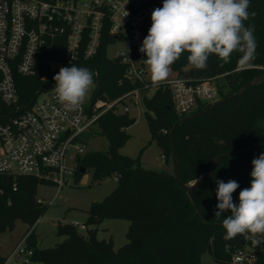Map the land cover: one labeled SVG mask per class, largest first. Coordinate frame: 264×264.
<instances>
[{
    "label": "trees",
    "instance_id": "obj_1",
    "mask_svg": "<svg viewBox=\"0 0 264 264\" xmlns=\"http://www.w3.org/2000/svg\"><path fill=\"white\" fill-rule=\"evenodd\" d=\"M249 12L255 16L244 23L254 25L258 43L254 68L238 69L243 55L238 51L232 53L228 63L210 55L206 70L195 69L187 52L172 64L178 76L193 82L214 78L218 100L199 102L190 114H179L168 84L157 85L152 96L143 98L152 140L163 150L165 162L172 161L174 173L145 170L138 158L122 155L120 148L128 140L127 129L134 121L128 112L110 110L100 118L99 126L108 137L109 150L85 152L78 158V170L93 168L96 179L115 176L118 185L102 201L92 202L88 220L82 224L85 232L79 224H59L57 233L64 240L53 247L38 248L35 229L49 207L38 201L37 190L43 181L0 172V229H12L18 219L28 223L24 242L30 260L39 264H204L202 257L209 253L214 264H235V250L249 247L256 252V260L250 264H264V245L253 247L243 235L225 241L224 217L214 215L218 203L216 181L238 182L240 187L232 194L238 204L239 192L250 187L252 160L264 153V139L251 151L223 158L214 175L205 178L192 192L174 179L175 154L179 158V178L190 184L209 171L217 156L251 146L264 129V82L249 85L235 95L247 82L264 73V0H251ZM106 50L105 44L98 55L81 64L93 74L98 73L100 95L113 100L136 88L145 90L143 83L127 75V65L120 58L108 57ZM137 58L145 67V54ZM16 83L21 102L29 104L36 79L17 74ZM190 115L194 117L187 118ZM106 218H123L130 223L128 241L118 249L113 240L98 238L99 224ZM7 259L0 251V264Z\"/></svg>",
    "mask_w": 264,
    "mask_h": 264
},
{
    "label": "built area",
    "instance_id": "obj_2",
    "mask_svg": "<svg viewBox=\"0 0 264 264\" xmlns=\"http://www.w3.org/2000/svg\"><path fill=\"white\" fill-rule=\"evenodd\" d=\"M162 4L163 0H0L1 173L37 177L57 185L58 191L69 182L79 169L78 159L69 169L64 165L70 147L85 154L77 140L99 125L106 112H128L125 101L140 89L113 100L103 98L94 72L96 85L90 97L87 92L80 108L68 111L57 101L54 75L61 67H86L81 64L98 55L105 44L110 57L109 46L123 40L126 50L110 58H120L127 65V75L148 88L145 67L137 57L152 24L151 14ZM17 74L36 79L33 100L27 105L20 99ZM165 84L172 90L179 114H190L199 102L211 103L218 97L214 78L193 82L177 75ZM121 103H125L123 110ZM26 251L17 246L12 256L21 258ZM255 260L256 252L249 247L233 254L235 264Z\"/></svg>",
    "mask_w": 264,
    "mask_h": 264
},
{
    "label": "clouds",
    "instance_id": "obj_3",
    "mask_svg": "<svg viewBox=\"0 0 264 264\" xmlns=\"http://www.w3.org/2000/svg\"><path fill=\"white\" fill-rule=\"evenodd\" d=\"M250 6L251 0H163L151 14L152 24L140 48L152 81L165 80L170 66L185 52L197 70L207 69L212 54L228 63L236 51L243 53L238 60L241 69L254 68L255 27L244 23L255 16ZM53 80L57 101L76 111L94 84V74L87 67L72 65L61 67ZM252 166L250 187L239 192L238 204L232 195L240 187L238 182L216 181L214 215L224 217L225 241L243 235L253 247H260L264 245V153L252 160Z\"/></svg>",
    "mask_w": 264,
    "mask_h": 264
},
{
    "label": "rangeland",
    "instance_id": "obj_4",
    "mask_svg": "<svg viewBox=\"0 0 264 264\" xmlns=\"http://www.w3.org/2000/svg\"><path fill=\"white\" fill-rule=\"evenodd\" d=\"M126 50L123 40L117 41L108 48V55L113 57L117 52ZM172 65L170 66L169 76L160 82H154L151 79V72L148 65H145L144 80L149 83V87L140 91L139 94L128 98L125 103L128 106V113L134 118L133 123L128 127L129 138L120 152L125 155L138 158L141 166L148 171L153 172H171L174 173V164L172 161L165 162L164 153L159 144L152 140L147 119L143 98L150 97L155 92L157 85L165 84L177 76ZM95 82L88 91L90 97L95 89ZM218 100V97L213 100ZM125 103H121L120 110L124 109ZM77 145L87 151L109 150L110 144L107 135H105L99 125H94L89 132L84 133ZM64 165L67 169L71 168L74 162L83 154L78 153V149L70 147L68 150ZM86 154V153H85ZM78 170V169H77ZM118 181L115 176H108L103 179L94 177V169L89 168L85 172L76 171L69 177V182L59 191L57 185L41 182L39 184L37 195L43 203L48 204L47 212L39 219L35 229V242L38 248L53 247L64 240V236L57 233V226L62 223L85 224L88 220V210L92 202H100L106 196L117 189ZM129 221L123 218H106L99 224L98 238L113 240L115 249H118L128 241L127 231ZM29 230V225L24 220L18 219L15 226L10 229L6 226L0 229V251L4 256L9 257L6 264H39L30 260L28 254H18L12 256L17 246L26 247L24 237ZM85 232V229H80ZM204 264H214V259L209 253L202 257Z\"/></svg>",
    "mask_w": 264,
    "mask_h": 264
},
{
    "label": "water",
    "instance_id": "obj_5",
    "mask_svg": "<svg viewBox=\"0 0 264 264\" xmlns=\"http://www.w3.org/2000/svg\"><path fill=\"white\" fill-rule=\"evenodd\" d=\"M264 82V73L252 80H250L249 82L246 83V85L242 86L241 89H239L235 95H238V94H241L249 85H252V84H257V83H262ZM194 117V115H190L188 116L187 118H192ZM175 126L172 128L171 132L174 130ZM263 139H264V129L261 133V135L258 137V139L249 147H246V148H242V149H237V150H233V151H230V152H227L225 154H221L219 156H217V158H215L213 160V162L211 163V166L209 168V171H206L204 173H202L194 182L190 183V184H185L183 183L180 178H179V173H178V169H179V158L177 156V154H175V149L173 148V152L175 154V173L174 174V179L179 182V184L185 189L187 190V192H192L193 190H195L200 184L201 182L207 178V177H210V176H213L214 175V172L215 170L217 169L218 165L220 164L221 160L227 156H231V155H235V154H238V153H243L244 152H248V151H251L252 149L256 148L261 142H263ZM81 172H84V168H81Z\"/></svg>",
    "mask_w": 264,
    "mask_h": 264
},
{
    "label": "crops",
    "instance_id": "obj_6",
    "mask_svg": "<svg viewBox=\"0 0 264 264\" xmlns=\"http://www.w3.org/2000/svg\"><path fill=\"white\" fill-rule=\"evenodd\" d=\"M8 259H9V257H8ZM8 259H7V261H8ZM6 263H7V262H6ZM6 263H5V264H6Z\"/></svg>",
    "mask_w": 264,
    "mask_h": 264
}]
</instances>
